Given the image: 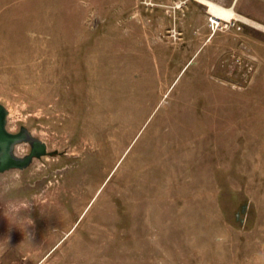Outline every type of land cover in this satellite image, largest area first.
Returning a JSON list of instances; mask_svg holds the SVG:
<instances>
[{"label":"rangeland","instance_id":"1","mask_svg":"<svg viewBox=\"0 0 264 264\" xmlns=\"http://www.w3.org/2000/svg\"><path fill=\"white\" fill-rule=\"evenodd\" d=\"M212 17L0 0L7 128L60 152L0 172V264H264V28Z\"/></svg>","mask_w":264,"mask_h":264},{"label":"water","instance_id":"2","mask_svg":"<svg viewBox=\"0 0 264 264\" xmlns=\"http://www.w3.org/2000/svg\"><path fill=\"white\" fill-rule=\"evenodd\" d=\"M8 110L0 102V172L12 168L23 169L29 166L35 157L43 155H56L58 150L49 151L47 144L34 136L26 126H21L17 132H11L7 128ZM27 142L31 145L29 153L19 155L16 153L17 144Z\"/></svg>","mask_w":264,"mask_h":264},{"label":"bare ground","instance_id":"3","mask_svg":"<svg viewBox=\"0 0 264 264\" xmlns=\"http://www.w3.org/2000/svg\"><path fill=\"white\" fill-rule=\"evenodd\" d=\"M200 1L203 3H206L209 6V9L212 11V13L215 14L217 17L224 18L226 20H230L234 17L237 19H242L246 22L250 21L253 25L260 27V28H264V25H262L256 21L250 20L249 18H247L246 16H244L242 14H239L232 7H226V6L220 5V4H218L212 0H200ZM83 57H85V59H83V63H81V62L79 63V66L82 69H84L83 74L88 75V76H94L97 73V71L95 69L96 68L95 63L97 60V55L95 53L91 52V53L84 54ZM9 131H11V130H9ZM17 131H14V132H17ZM11 132H13V131H11ZM23 143H27V142H23ZM21 144L22 143L17 144L16 150H15L17 154L19 152H21V149L23 147ZM30 149H31V145H30ZM115 154L118 155L119 153L116 152ZM109 166H111V164L107 166V169Z\"/></svg>","mask_w":264,"mask_h":264},{"label":"crops","instance_id":"4","mask_svg":"<svg viewBox=\"0 0 264 264\" xmlns=\"http://www.w3.org/2000/svg\"><path fill=\"white\" fill-rule=\"evenodd\" d=\"M218 3L220 2V4H223V6L226 7H232L234 8V10L241 14L244 13L242 8V0H216ZM191 15H195L196 17H199L202 15L201 13V9L199 7H192L190 8V12ZM194 16V17H195Z\"/></svg>","mask_w":264,"mask_h":264},{"label":"built area","instance_id":"5","mask_svg":"<svg viewBox=\"0 0 264 264\" xmlns=\"http://www.w3.org/2000/svg\"><path fill=\"white\" fill-rule=\"evenodd\" d=\"M216 18H217V17H212V18H211V22H212V24H214V25L217 26V25H218V21L216 20Z\"/></svg>","mask_w":264,"mask_h":264}]
</instances>
